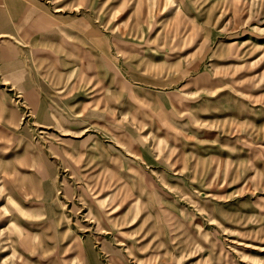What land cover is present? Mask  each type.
Instances as JSON below:
<instances>
[{
  "label": "rangeland",
  "instance_id": "374dc122",
  "mask_svg": "<svg viewBox=\"0 0 264 264\" xmlns=\"http://www.w3.org/2000/svg\"><path fill=\"white\" fill-rule=\"evenodd\" d=\"M0 264H264V0H0Z\"/></svg>",
  "mask_w": 264,
  "mask_h": 264
}]
</instances>
